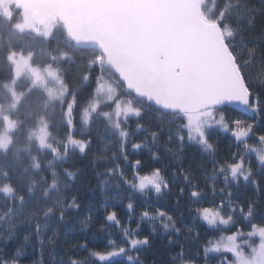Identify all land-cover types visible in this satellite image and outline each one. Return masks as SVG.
<instances>
[{
	"label": "snow or ice",
	"instance_id": "snow-or-ice-1",
	"mask_svg": "<svg viewBox=\"0 0 264 264\" xmlns=\"http://www.w3.org/2000/svg\"><path fill=\"white\" fill-rule=\"evenodd\" d=\"M112 3L121 16L114 47L117 54L121 47L131 51L128 71L155 108L153 117L143 108L121 109L117 102L116 121L97 136L109 153L92 161L97 192L108 197L114 189L113 199L122 191L129 193V220L122 222L115 210L105 209L100 230L107 232L114 225L118 237L107 232L102 249L76 239L73 229L83 234L90 228L95 206L85 209L74 191L79 169L65 167L73 194L58 212L49 208L44 213L46 218L55 214L56 224L46 225V234L38 222L25 231L13 226L7 236L0 231V264H148L145 257L153 253L157 234L165 247L151 264H264V0ZM68 125L73 126L71 119ZM220 132L233 138L226 157L218 152ZM69 146L85 155L92 139L68 136L65 156ZM129 148L134 154L149 152L155 166L142 172L143 161L130 160ZM188 149L199 156L195 167L185 155ZM161 161H168L166 168ZM121 162L131 167L130 176ZM173 186H178L177 205L187 201L184 211L178 209L174 216L159 208L143 210L141 222L162 227L153 223L151 233L141 235V222L131 226L132 198L166 195ZM241 188H250L252 196L241 199ZM209 194L220 198L208 203ZM185 211L206 230H215L218 238L192 244L189 237L198 240L201 233L193 235L192 224L180 223Z\"/></svg>",
	"mask_w": 264,
	"mask_h": 264
},
{
	"label": "trees",
	"instance_id": "trees-1",
	"mask_svg": "<svg viewBox=\"0 0 264 264\" xmlns=\"http://www.w3.org/2000/svg\"><path fill=\"white\" fill-rule=\"evenodd\" d=\"M22 21V8L18 4H10L6 12L0 10V140L6 133L7 123L13 124L7 148L0 149V231L7 236L13 226L18 231H25L27 226L38 222L42 234H46L48 230L45 226L56 224V217L53 214L46 218L44 213L49 208L58 212L65 198L73 194L63 171L65 167H70L73 170L79 169L74 191L80 195L85 209L90 205L95 206V219L90 228L83 234L78 227L73 229L76 239H86L90 246L102 249L107 232L117 237L119 235V228L114 225H109L107 232L100 230L104 223L105 209L115 210L122 222L128 221L126 205L130 194L122 191L119 199L112 198L114 189H110L108 197L98 194L92 161L109 153L103 150L104 144L98 141L97 136L116 121L117 102L121 109L131 105L145 109L153 117L155 108L126 89L120 78L106 67L105 58L99 50L77 47L58 20L49 34L26 29ZM14 53L31 56L30 65L36 70L55 71L64 94L52 96L45 87L32 83L29 76L17 77L10 59ZM254 71L258 74L259 70ZM98 84L102 85L99 89ZM107 84L115 88L112 98H104L103 89ZM12 87L17 96L21 97L13 96ZM95 106L98 107L93 111ZM105 112L108 113L107 117L103 115ZM234 114L240 115L239 112ZM69 119L73 122L71 128L68 125ZM85 120L89 122L85 123ZM70 135L82 140L91 137L92 146L85 155L77 154L69 146L65 156L64 145ZM136 139L141 137L138 135ZM216 140L220 157L228 156L233 147V138L228 133L220 132ZM110 147L114 148L115 145L110 144ZM185 155L195 167L199 161L195 150L188 149ZM129 159H141L142 172L155 166V161L147 151L134 154L129 148ZM167 164L168 161H161L160 166L166 168ZM121 165L130 176L131 167L124 162ZM177 188L173 186L171 193L159 197L155 194L150 198L140 195L133 197L135 207L131 226L135 228L137 222H141L140 214L143 210L155 212L159 208L174 216L178 209L184 211L187 201L182 200L177 205ZM239 194L241 199L244 195L252 196L250 188H241ZM219 198V195L213 197L209 194L207 202ZM141 223V235L151 233L153 223L157 229L162 227L159 222L144 220ZM180 223L192 224L193 235L197 230L201 233L198 240L189 237L194 245H203L205 238L213 241L218 238L215 230H206V226L195 222L190 212L185 211ZM243 226L247 229L246 221ZM153 239L155 249L145 257L148 264L154 259L159 260L165 247L162 235L157 234ZM79 255L85 256L87 253L81 252Z\"/></svg>",
	"mask_w": 264,
	"mask_h": 264
},
{
	"label": "water",
	"instance_id": "water-1",
	"mask_svg": "<svg viewBox=\"0 0 264 264\" xmlns=\"http://www.w3.org/2000/svg\"><path fill=\"white\" fill-rule=\"evenodd\" d=\"M55 18L65 27L77 47L99 50L105 57L106 67L120 78L126 89L143 98L145 89L128 71L131 51L121 47L117 54L114 47L113 41L119 36L121 16L112 0H35L32 20L37 28L44 27Z\"/></svg>",
	"mask_w": 264,
	"mask_h": 264
},
{
	"label": "rangeland",
	"instance_id": "rangeland-1",
	"mask_svg": "<svg viewBox=\"0 0 264 264\" xmlns=\"http://www.w3.org/2000/svg\"><path fill=\"white\" fill-rule=\"evenodd\" d=\"M10 4H18L22 8V26L26 29L34 32H45L46 34H49L50 32H52L53 28L56 25L57 20L54 19L49 21L42 28L36 27L32 20V15L35 12V0H0V10L6 12ZM10 59L15 66L17 77L29 76L32 83L36 84L37 86L45 87L49 90L52 96H60L64 94V90L62 89L60 80L58 79L57 73L55 71H41L31 67V56L14 53L11 55ZM103 91L105 95L104 98H112L115 93V88L107 84ZM12 93L15 94L13 95L15 97H21V95L17 96V94L13 90V87ZM12 129L13 124L11 122H8L6 133L0 140V149L7 148L9 143V133Z\"/></svg>",
	"mask_w": 264,
	"mask_h": 264
}]
</instances>
